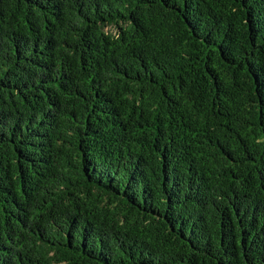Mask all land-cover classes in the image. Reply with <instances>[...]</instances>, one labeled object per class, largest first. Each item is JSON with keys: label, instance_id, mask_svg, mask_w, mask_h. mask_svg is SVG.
Masks as SVG:
<instances>
[{"label": "trees", "instance_id": "1", "mask_svg": "<svg viewBox=\"0 0 264 264\" xmlns=\"http://www.w3.org/2000/svg\"><path fill=\"white\" fill-rule=\"evenodd\" d=\"M0 264H264V0H0Z\"/></svg>", "mask_w": 264, "mask_h": 264}]
</instances>
